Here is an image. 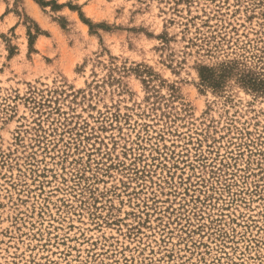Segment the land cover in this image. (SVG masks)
Wrapping results in <instances>:
<instances>
[{
  "label": "rangeland",
  "instance_id": "374dc122",
  "mask_svg": "<svg viewBox=\"0 0 264 264\" xmlns=\"http://www.w3.org/2000/svg\"><path fill=\"white\" fill-rule=\"evenodd\" d=\"M0 264H264V0H0Z\"/></svg>",
  "mask_w": 264,
  "mask_h": 264
}]
</instances>
